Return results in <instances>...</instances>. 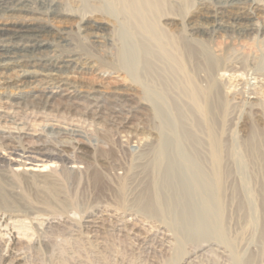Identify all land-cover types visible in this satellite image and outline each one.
Segmentation results:
<instances>
[{"label": "bare ground", "instance_id": "1", "mask_svg": "<svg viewBox=\"0 0 264 264\" xmlns=\"http://www.w3.org/2000/svg\"><path fill=\"white\" fill-rule=\"evenodd\" d=\"M184 2L0 0L3 261L24 260L15 234L52 224L5 196L27 181L53 183L71 162L69 172L81 169L70 153L92 150L72 123L62 126L66 144L19 142L38 136L35 123L14 122L19 109L42 99L84 108L135 145L124 158L103 159L101 228L121 216L157 223L172 243L166 264L214 247L229 264H264V0H198L183 16ZM228 32L245 41L226 47L219 38Z\"/></svg>", "mask_w": 264, "mask_h": 264}, {"label": "rangeland", "instance_id": "2", "mask_svg": "<svg viewBox=\"0 0 264 264\" xmlns=\"http://www.w3.org/2000/svg\"><path fill=\"white\" fill-rule=\"evenodd\" d=\"M184 1L188 7L183 10V16L193 11L198 0ZM219 40L226 47L231 46L232 43L245 41L239 33L232 32L220 33ZM9 74L7 77L10 79L17 75L16 73L13 75L12 72ZM36 101L22 105L14 120L21 128L30 127L35 123L38 136H27L20 140L19 142L24 147L42 146L46 140L54 141L57 144H66L68 136L62 135L65 133L62 126L72 123L80 126L79 128L85 132L82 138L77 137L76 139L85 144H91L92 150L87 155L78 152L70 153V157L72 159L74 157L73 160L77 162L82 171L81 169H71L69 172L68 167L72 165L77 167L76 164L71 162L66 165L67 169H64L59 163L60 170L68 171L59 172V177L53 183H28L26 180L28 185L20 184L22 187L18 191L19 194L5 196L14 207L24 208V203H26V205L40 210L39 213L48 214L52 221L51 225L43 228V232L36 233L32 229H27V231L15 234L18 239L14 250L24 258L19 264H166L170 258L172 243L167 239L168 232L157 226V223H144L141 218L134 216L122 218L121 216V218H109L102 228L99 225V203L104 200L103 198H106L104 190L107 185L103 174L107 168L103 167L106 165L103 163V159L124 158L126 152L135 150L134 143H131L130 146L123 144L114 125L96 119L93 115H85L84 108L75 110L69 104L56 102L53 107L59 108L64 114V117L57 116L60 121L58 122L57 112L52 111L53 107L46 106L44 102L42 103V99ZM31 103L34 105L32 106ZM124 145L126 147H123ZM6 170L0 165V188L2 183L7 180ZM49 172L48 170L46 173ZM23 190L30 198L24 194ZM2 209L0 208V210ZM139 221L141 222L139 223ZM125 222L130 229L134 228L135 237L124 232L121 225ZM3 234L4 232H0V236ZM4 242L5 239L0 237V243ZM157 242L159 243L157 244ZM215 248L198 253L187 264H229L228 256L225 253L221 254L222 251ZM1 256L2 250L0 251V264L11 262L10 259L3 261ZM186 259L187 256L180 264H185Z\"/></svg>", "mask_w": 264, "mask_h": 264}]
</instances>
